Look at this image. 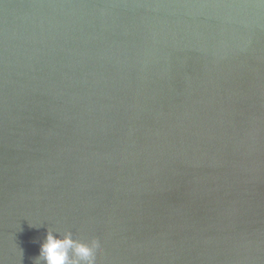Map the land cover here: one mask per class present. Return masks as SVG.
Returning a JSON list of instances; mask_svg holds the SVG:
<instances>
[{
  "label": "water",
  "instance_id": "obj_1",
  "mask_svg": "<svg viewBox=\"0 0 264 264\" xmlns=\"http://www.w3.org/2000/svg\"><path fill=\"white\" fill-rule=\"evenodd\" d=\"M48 229L264 264V0H0V264Z\"/></svg>",
  "mask_w": 264,
  "mask_h": 264
},
{
  "label": "clouds",
  "instance_id": "obj_2",
  "mask_svg": "<svg viewBox=\"0 0 264 264\" xmlns=\"http://www.w3.org/2000/svg\"><path fill=\"white\" fill-rule=\"evenodd\" d=\"M101 251L96 238L85 242L75 239L70 231L59 235L48 229L35 260L39 264L41 261L43 264H97Z\"/></svg>",
  "mask_w": 264,
  "mask_h": 264
}]
</instances>
